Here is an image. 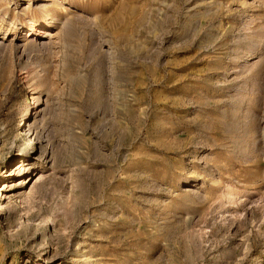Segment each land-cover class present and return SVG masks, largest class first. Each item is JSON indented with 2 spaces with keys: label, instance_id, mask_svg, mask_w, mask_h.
I'll return each instance as SVG.
<instances>
[{
  "label": "rangeland",
  "instance_id": "1",
  "mask_svg": "<svg viewBox=\"0 0 264 264\" xmlns=\"http://www.w3.org/2000/svg\"><path fill=\"white\" fill-rule=\"evenodd\" d=\"M0 264H264V0H0Z\"/></svg>",
  "mask_w": 264,
  "mask_h": 264
},
{
  "label": "bare ground",
  "instance_id": "2",
  "mask_svg": "<svg viewBox=\"0 0 264 264\" xmlns=\"http://www.w3.org/2000/svg\"><path fill=\"white\" fill-rule=\"evenodd\" d=\"M32 30H33V32L27 35L28 38H29V36H31V35H33V34H34V35H37V34L42 33L41 31L38 32L37 29H35V28H32ZM18 168H19V167H18ZM4 188H5V186H4ZM4 188H3V189H4Z\"/></svg>",
  "mask_w": 264,
  "mask_h": 264
}]
</instances>
